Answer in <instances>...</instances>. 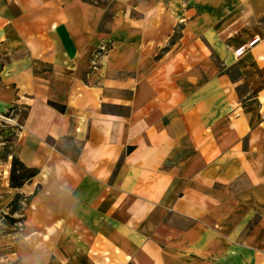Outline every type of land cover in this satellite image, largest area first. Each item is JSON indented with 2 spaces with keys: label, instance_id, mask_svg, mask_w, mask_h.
<instances>
[{
  "label": "crops",
  "instance_id": "0c3cea01",
  "mask_svg": "<svg viewBox=\"0 0 264 264\" xmlns=\"http://www.w3.org/2000/svg\"><path fill=\"white\" fill-rule=\"evenodd\" d=\"M0 264H264V0H0Z\"/></svg>",
  "mask_w": 264,
  "mask_h": 264
},
{
  "label": "trees",
  "instance_id": "16d2710c",
  "mask_svg": "<svg viewBox=\"0 0 264 264\" xmlns=\"http://www.w3.org/2000/svg\"><path fill=\"white\" fill-rule=\"evenodd\" d=\"M38 174L35 169L26 168L18 159H13L10 182L12 187H22Z\"/></svg>",
  "mask_w": 264,
  "mask_h": 264
},
{
  "label": "built area",
  "instance_id": "2783aa9c",
  "mask_svg": "<svg viewBox=\"0 0 264 264\" xmlns=\"http://www.w3.org/2000/svg\"><path fill=\"white\" fill-rule=\"evenodd\" d=\"M241 51H242V50H239V51L237 52V54L241 53Z\"/></svg>",
  "mask_w": 264,
  "mask_h": 264
}]
</instances>
